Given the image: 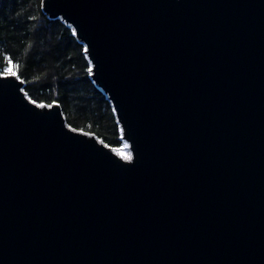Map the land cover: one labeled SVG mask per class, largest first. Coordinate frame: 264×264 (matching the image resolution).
I'll return each mask as SVG.
<instances>
[{"label": "water", "instance_id": "water-1", "mask_svg": "<svg viewBox=\"0 0 264 264\" xmlns=\"http://www.w3.org/2000/svg\"><path fill=\"white\" fill-rule=\"evenodd\" d=\"M42 10L83 44L132 159L0 72V264H264V0Z\"/></svg>", "mask_w": 264, "mask_h": 264}, {"label": "trees", "instance_id": "trees-1", "mask_svg": "<svg viewBox=\"0 0 264 264\" xmlns=\"http://www.w3.org/2000/svg\"><path fill=\"white\" fill-rule=\"evenodd\" d=\"M89 69L83 44L61 19L44 14L42 0H0V72L15 73L31 100L58 103L70 127L119 151V125Z\"/></svg>", "mask_w": 264, "mask_h": 264}, {"label": "rangeland", "instance_id": "rangeland-1", "mask_svg": "<svg viewBox=\"0 0 264 264\" xmlns=\"http://www.w3.org/2000/svg\"><path fill=\"white\" fill-rule=\"evenodd\" d=\"M78 130V129H76ZM81 131V130H80ZM117 152H119L122 156H128L129 155V152H128V149H127V144L124 142V146L121 150H116Z\"/></svg>", "mask_w": 264, "mask_h": 264}, {"label": "snow or ice", "instance_id": "snow-or-ice-1", "mask_svg": "<svg viewBox=\"0 0 264 264\" xmlns=\"http://www.w3.org/2000/svg\"><path fill=\"white\" fill-rule=\"evenodd\" d=\"M89 71H91V69H89ZM11 74H12V75H16L15 73H11ZM41 107H44V105H41ZM124 159H126V160H131L132 157H131V155H128V156H125Z\"/></svg>", "mask_w": 264, "mask_h": 264}]
</instances>
